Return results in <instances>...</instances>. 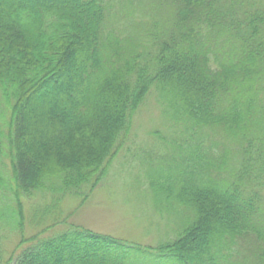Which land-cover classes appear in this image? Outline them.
Returning <instances> with one entry per match:
<instances>
[{
  "label": "trees",
  "instance_id": "obj_1",
  "mask_svg": "<svg viewBox=\"0 0 264 264\" xmlns=\"http://www.w3.org/2000/svg\"><path fill=\"white\" fill-rule=\"evenodd\" d=\"M149 97L164 239L73 224L5 264H264V0H0V228L90 187Z\"/></svg>",
  "mask_w": 264,
  "mask_h": 264
},
{
  "label": "rangeland",
  "instance_id": "obj_2",
  "mask_svg": "<svg viewBox=\"0 0 264 264\" xmlns=\"http://www.w3.org/2000/svg\"><path fill=\"white\" fill-rule=\"evenodd\" d=\"M146 100L132 119L130 135L119 139L114 155L90 187L79 194L46 192L22 197L15 228H0L2 264L28 239L51 236L73 224L141 246H156L164 237L165 222L160 211L153 213L152 193L143 181L146 166L159 165L164 159L157 158L158 148L148 153L152 139L147 132L165 129L167 120L154 97ZM141 148L145 153L137 155ZM3 175L11 182L7 168Z\"/></svg>",
  "mask_w": 264,
  "mask_h": 264
}]
</instances>
